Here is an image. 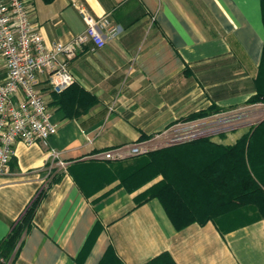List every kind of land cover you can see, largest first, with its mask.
Instances as JSON below:
<instances>
[{
    "label": "crops",
    "instance_id": "0c3cea01",
    "mask_svg": "<svg viewBox=\"0 0 264 264\" xmlns=\"http://www.w3.org/2000/svg\"><path fill=\"white\" fill-rule=\"evenodd\" d=\"M25 3L47 46L67 43L85 30L78 7L107 18L118 34L94 52L89 43L77 52L68 64L75 83L61 94H53L46 76L41 78L38 88L57 132L46 147L17 142L9 174L0 175V240L44 191L12 264H100L108 251L110 262L120 264H147L163 254L174 264H264V221L235 227L233 221L212 219L176 230L157 199L136 205V197L161 176L129 189L122 181L134 158L97 157L136 143L152 145L179 127H209L222 117L224 128L200 138L230 148L262 122L264 108L248 104L258 72L264 74L260 0ZM4 75L0 57V80ZM211 107L221 112L180 121ZM240 114V121L225 126ZM261 143L264 136L255 140L246 163L264 190ZM50 150L57 156L50 157ZM184 157L194 172L201 166L204 190L220 186L232 159L237 166V155L222 151Z\"/></svg>",
    "mask_w": 264,
    "mask_h": 264
},
{
    "label": "trees",
    "instance_id": "16d2710c",
    "mask_svg": "<svg viewBox=\"0 0 264 264\" xmlns=\"http://www.w3.org/2000/svg\"><path fill=\"white\" fill-rule=\"evenodd\" d=\"M262 21L264 25V0H260ZM261 66L264 67V44L262 48ZM256 94L248 100V104H264V74L258 72L255 79ZM221 111L215 107L190 114L180 120L191 122L210 117ZM264 136V120L248 134L242 136L234 146L222 147L214 145L206 138H199L186 143L167 146L146 154L134 157L132 166L125 169L122 183L129 189L138 188L157 176L161 180L136 197V205L148 199H157L164 208L176 230L198 222L203 225L208 220L218 219L225 222L233 221L235 227L262 220L264 221V190L254 180L248 169L246 160L253 150L257 138ZM263 140V139H262ZM264 151V143H261ZM222 151L228 155L236 154L237 166L230 161L225 180L220 179V186L212 190H204L201 166L199 171L187 164L184 157L189 152ZM236 169H235V167ZM250 167V166H249ZM189 168V169H187ZM187 170H191L188 174ZM219 187V188H218ZM44 191H40L26 206L19 218L12 224L7 236L0 240V264H12L17 258L23 237L32 227V221ZM215 205V206H212ZM215 207V208H214ZM220 209L215 216L213 211ZM106 252L100 264H120L115 259L110 262ZM147 264H174L167 254L160 255Z\"/></svg>",
    "mask_w": 264,
    "mask_h": 264
},
{
    "label": "built area",
    "instance_id": "2783aa9c",
    "mask_svg": "<svg viewBox=\"0 0 264 264\" xmlns=\"http://www.w3.org/2000/svg\"><path fill=\"white\" fill-rule=\"evenodd\" d=\"M78 12L85 30L67 43L47 46L32 23L25 0H0V57L5 69L0 80V175L9 174L17 142L46 147L48 139L57 132V125L50 120L46 99L38 88L41 78L46 76L53 94H61L75 83L68 64L77 52L88 43L94 52L118 34L107 18H94L82 7H78ZM257 105L264 108L262 103ZM174 133L179 138L184 136L177 138V142L197 137L191 136L193 133L188 130ZM150 147L147 142L136 143L106 150L97 157L121 161L146 154L151 151ZM56 156L50 150V157Z\"/></svg>",
    "mask_w": 264,
    "mask_h": 264
},
{
    "label": "rangeland",
    "instance_id": "374dc122",
    "mask_svg": "<svg viewBox=\"0 0 264 264\" xmlns=\"http://www.w3.org/2000/svg\"><path fill=\"white\" fill-rule=\"evenodd\" d=\"M244 116V115H243ZM225 117H227V116H225ZM241 114L240 115H238V116H236V117H231V120L232 121H230V122H228L227 124H225V126L226 127H228V126H231V125H233L234 123H236L235 121H233V120H236V118L237 119H239V121L241 120ZM255 120L257 119V117L256 116H254L253 117ZM223 117L221 118V119H219L218 121H214L210 126H209V128L207 129V127H204L201 123L200 124H197V123H195V124H197V125H191V127H187V126H184V127H179V128H177V129H175V131H177L178 130V132L179 133H185V132H187V130L188 131H192V133L194 134H191V136H197L196 138L194 137V138H192L191 140H189V141H192V140H196V139H199L198 138V136H202V135H205V134H207L208 132H210V131H208V130H211V131H219L220 130V128H224V127H221V126H224V123H223ZM190 126V125H189ZM193 126V127H192ZM181 137H184V136H180V138ZM177 138H179V136L177 137V134H175L174 132H173V134L172 135H170L169 137H167L166 139H161V140H159V141H157V142H155V143H153L152 145H151V147H150V150L151 151H153V150H158V149H160V148H164V147H167V146H172V145H178V144H182V143H186V142H189V141H183V142H177ZM180 138H179V140H180ZM184 139V138H183Z\"/></svg>",
    "mask_w": 264,
    "mask_h": 264
}]
</instances>
